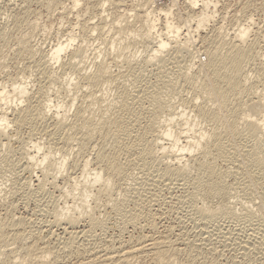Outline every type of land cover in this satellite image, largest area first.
Segmentation results:
<instances>
[{
	"label": "bare ground",
	"instance_id": "obj_1",
	"mask_svg": "<svg viewBox=\"0 0 264 264\" xmlns=\"http://www.w3.org/2000/svg\"><path fill=\"white\" fill-rule=\"evenodd\" d=\"M72 1H73V5H76L79 2L78 0H72ZM116 1H118V0H116ZM202 2H203V4H202ZM202 2H201L202 5L199 6V8L196 11L194 6H195V4L198 3V1L197 0H189L188 1V4L190 6L191 11H195V13H197V15H196L197 17L194 16V17H196L194 27L192 25V27H193L192 29L195 28V30H198V29L200 30L205 25L206 20H209L208 18H210L209 14L206 13L207 12L206 11L207 10V3H205L204 0ZM120 3L121 2H119V4ZM103 5L104 4H102L101 7H103ZM134 5H136V4H134ZM142 7H143V5H142ZM131 10H133V9H131ZM142 11H144V10H142ZM148 13H149V11H148ZM148 13H146V15ZM140 14H141V11H140V13H138L136 15L133 13L134 17L136 16L135 18L137 20H139L138 22L141 24L142 30L144 31L140 35L142 36L145 43H149V44L154 45L153 46L154 48H151L152 46L151 47L149 46L153 50L152 51L150 49L152 51V54H151V57H149V58H151V61H153L152 63H154V60L157 61V63H158V66L156 67V72H155V73H157L155 76V79H156L155 83L153 82L151 84H148L149 82L148 83L145 82L142 85H138V83L131 81L130 82L131 84L129 83V85L132 86V90L128 89L129 87H127V86H129V85H126V87L123 86L122 88H120V90H117L118 94L110 102H108L106 105H103L102 104V102L104 100V98L102 96L103 90L108 85H110V84L112 85L111 81L116 77V76L114 77L112 75L113 73L111 74V71H110L111 68L108 66L109 62H107V60L106 61L102 60L101 62L99 61V63L97 62L96 63L97 65L95 64L96 67L92 72H90V70H89V72H87V71L84 72L83 70L80 69L83 72H79V71L77 72L78 73V78H77L78 80L76 79L77 81L75 82L74 86L82 89V91L84 90L85 93H83L84 98H82L81 101L78 100L79 102L76 103L73 115L72 116L70 115L72 117L70 122L67 121L68 117H66V115H68V114L65 113L66 110L64 112L63 111L60 112L61 111V110H59L60 105L54 104V106H56L57 108L52 110V106L50 104V103H52V101L50 100V98H48V95H49L48 91H47V89H48L47 87L49 86L48 83H47L48 86H46L47 89L44 87L45 85H41V83H40V85H38V88L36 87L37 90L31 94V93H29L30 91L28 89L27 82L25 81V79L24 80L21 79L22 80L21 81L19 78L20 81L18 80L19 82L15 83L16 81L14 80V84L12 85L11 89L14 92V93H12L13 95H9V93L5 92V91L0 92V102H2V105H0V132L1 133L2 132L4 133V130L10 124L15 126L16 128H19V127H22L24 125L35 124L36 121L37 122L41 121V123L43 122V124H45L44 132L48 135L47 137L50 139V141H52V143H57L58 141H61V143L68 144L70 142L72 143V141H73L75 143V145L77 146L78 153L79 152H86L87 150H89V148H91V151H94L93 152L94 156L92 158V160H94L93 161L94 164L92 166L93 168H89V166H90L89 160H83V159H81V160H83L82 162L81 161L78 162V160H77V161H73L70 164L68 163L69 164L68 165L67 162L65 161V159H63L62 157H61V159L56 158L55 156H52L54 154H50L49 151L43 153L42 157L40 156L41 157L40 162H39L40 164L38 163L39 165H42V166L44 165L43 167H41V169L39 168L40 169L39 170L40 171V177H42L43 180L40 179V181H42V182L40 183V181H39V184H37L39 186L38 188H41V186H42L41 184H43V182H45V181H48V182L56 185L57 179L61 178L62 181L65 182V184H68L69 190L71 192H72V190H77V191H79L77 193H80L79 195L82 196V199H81V201H79V203H76L77 202L76 201L75 202L76 204L73 202L74 204L71 203L72 204L71 206L60 208V210H58L59 208H55V207H54L53 211L51 210V213H53L52 224H55L56 226H59V227L62 226L61 228H62V234L64 236V239H63L64 242H63V246L61 245L62 246V248H60L61 251L62 252L69 251L71 253L72 252H78L79 257H80V250H79L78 245L80 246V244H82L83 241L87 240V238H89L91 236L94 228L96 229V227L104 226L97 218H93L92 216H89L87 218L88 223H86V225L83 226V228L81 230L79 228L80 231H73L72 230L73 227L78 225L79 224L78 222H80V220L83 219L82 216L85 213H87L86 216L90 214V213H88V211L90 210V209L88 210V208H91L93 210L96 207V205L93 206L91 204L93 207L91 205H88L89 203L87 204V200L85 198L89 197L92 199V197H90V196H92V193H93L94 199L96 198L97 200L95 199L92 201L94 204L95 203L98 204L97 201H98V197H100V195L106 196L109 198L110 195L112 197V193H115V191L117 192L120 189H123L122 184L124 185V183H125V179L128 176L127 171H130L129 168H130L131 163H134V166H136V168H138V170L137 169L136 170H137L138 174H140V176H136V174H135V176H136L135 183L133 184V186H131V188L129 187L130 189L127 188L126 190H128L127 193L132 192V193L137 194V198L139 195L138 201L136 200L137 201L136 204H134L132 202L134 205L132 204L133 205L132 208H129V209L126 207L125 202L123 203L121 200L116 201L115 203H112V204L110 202V204L112 205V208L115 209L116 214L119 215V219H120L119 220L120 221L119 228L122 230H126L127 228L135 230V228L136 229H138V228L142 229V228H147V227H155V225H153V223H155V222H153L155 220V219H153V217H154L153 216V214H154L153 207L156 206L155 204H159V206H160V203H158L160 200L157 202L159 197L156 194H158V193H156V191H154L156 193L155 194L152 191L153 187H156V185L157 184L159 185V183L164 187H168L169 184L172 186L175 182L176 183L180 182L183 186V184H185L186 180H188V178L186 179L187 175H189L187 173V170H186V169H189L187 167V164H189L188 160H192V161L196 160L197 161V167H196V165L194 167V165L190 162L191 167L193 165L194 168H197V172H196L197 177L192 178L193 180L190 179L191 180V182H190L191 189H187L186 192L184 191L185 193L183 195H181L182 194L181 193L180 194L181 196L178 195L179 197H177V199H178L179 203H180V201H182V202L185 201L188 203V204L187 203H185V204H187L188 207L191 209V212H192L191 214L193 215L195 221L202 224L201 230H203L204 233L205 232L209 233L208 236H211L212 231L210 230L211 231V233H210L208 227L213 226V228H214L213 223H217L216 221L220 218H222V219L228 218V219H232V220H236V221L241 220L244 222H248V224L250 223L251 225H252L253 220L254 221H257V220L262 221V219H264V215H261L262 212L260 210L257 212V211H255L254 207H252V204H253L252 201H254V200H251V197L248 196L247 191H245V188L241 185L242 183L239 180H235L238 183H236V182H234V183L240 184V186L239 185L238 186L241 187V190H243L245 192L244 194L247 197L246 201L245 200L242 201L239 209L234 208V206H232L230 204V202L228 205L220 202V205L218 203V205L216 204L217 206L214 205L215 207L213 205H210L208 202L209 199L211 201V199L214 197L223 198V197L227 196V193H228L227 190H229V185H227L226 181L223 178H221V176L229 174L230 171L233 173L234 176H236V174L238 173V170L240 168L241 161H243V160H247L249 162V165L252 167L251 171L253 173H256V174H250L249 175L250 181H253L255 183H259V181L255 180V179L264 178V113H261L262 111L260 110V112L258 111L259 114L256 113L257 114L256 115L253 113L254 114L253 115L252 114L253 111L250 112L252 107L250 108L249 112L246 110V108L252 106L255 103H260V105H261V103H263V105H264L263 101L258 102L256 100L257 98L260 97V95H262L264 97V94H260L259 90L257 93L256 89H254V90L251 89V84L253 82L248 83V80H249L248 78H250V77H248V72H247V70H245L247 68V66H252V64H254L253 66H255L256 64L254 63V59L258 58L260 60L259 63L261 64V67H260V69L257 68L258 69L257 70V78L255 79V83L259 84V83H261V81H264V31L262 33L260 32L261 34L258 33V35L257 34L254 35V36L257 35V41L260 42L262 45H260V43L255 41L256 37H255V40H253L260 45V46L258 45V47L261 51L260 52L258 49V51L260 53L257 52V48L253 49V44H251L250 42H249L250 44H247V39L249 36V30L247 28H243V29L240 28V29H238V32H235L236 33L235 34L236 40L235 41L232 40L233 42L230 41V43H229L227 41L228 42L227 43L226 41L225 42L223 41L221 43V41H220L221 47L219 45L220 43H218V42H217L218 43L217 46H212V45H210L211 43L207 44V45H209L208 46L209 48H207V47L205 49L203 48L204 53H202L203 55H205L206 59L203 60L201 63H199L200 64L198 66L199 69L196 72H190L191 71L190 67H187V68L184 66H183V68H182V66L178 67L179 72L177 73V78L182 79L184 83L186 82V85L188 86L189 90H191V95L189 94L190 98L187 100L188 108L190 109V111L192 112L194 117L198 118L199 120L209 121V124L211 125V134H210V136H207L206 131L196 133L197 131L191 127L188 129L189 131H191V133H189V134L187 133V131L182 130V128H181V130H179L175 133V131H173V128H171L170 123L173 121V118L175 117L176 114H178V112L176 111L177 112L176 113L174 111V109L176 107L174 108L173 104L164 102L162 99V96L160 95V89L161 88L173 86L172 81H170L171 74H172L173 70H172V72H171V70H169L170 65L172 64L173 60L169 57H167V58L163 57L164 55L161 56V53L163 52V50L165 51V49L167 48V46L170 45L171 42H174V44H179L180 41L178 42L177 38H178L181 30L179 29V26L175 27V28L173 27L174 28L173 29L171 24H168V22L167 23L165 22L166 23L165 28L168 30L171 28L170 29L171 31L169 33H173V35L171 36V38H168V37L164 38V36L162 35L163 33L162 34L158 33L156 38L153 36L154 40H155L154 41L153 39H151V37H152L153 30L156 31V29H155V25H157V24H155L156 20L152 19L151 15H150V17H148V15L150 13L147 16L142 15L143 13L141 15ZM127 15H129V14H127ZM116 17H118V14ZM120 17H122V16L120 15ZM105 19H106V17H105ZM126 19H128V18L126 17ZM84 20H85V18H84ZM190 22L191 21L189 20L188 26H189ZM86 23H88V21ZM85 24L80 26V29L84 32L87 30L86 26H88L87 24L86 25ZM93 25H94L93 27H98V25H96V23ZM122 25H123V23H122ZM104 27H105V25H104ZM124 27H126V26H124ZM124 27L122 29H126ZM89 28H90V26L88 27V31H86V32L90 31ZM187 28L188 27L186 26V29ZM189 28H190V26H189ZM96 29L99 30L98 28H96ZM119 29L120 28H118L117 30H119ZM93 30H95V29H93ZM119 31L121 32V29ZM128 31H129V28H128ZM133 31H135V29ZM190 32L192 33L191 30H190ZM190 32H187V33L189 34ZM101 34H103V33H101ZM181 34H182V31H181ZM87 35H88V33H87ZM132 35H136V34H132ZM70 37H71L70 38V40H71L73 36L70 35ZM137 38H139V37H137ZM233 38H234V36H233ZM216 39H218V38H216ZM82 40L84 41V39H82ZM183 40H184V42L181 41L182 45L188 44L189 39H187L186 37L184 38V36H183ZM136 41L138 42L137 39H136ZM192 41H193V39H192ZM216 41L217 40H215L213 42H216ZM85 45L88 46V43H86ZM254 45H255V43H254ZM84 46L81 44V46L79 45V47L77 46V48L75 47L74 50H71L69 53V56L71 57L70 60H72L73 57L77 58L78 56H80L82 51L83 52L85 51ZM210 46H212V48H210ZM256 46H257V44H256ZM187 47H185V48H187ZM67 48H68L67 44H62V42L59 43L58 45H56V47H54L51 51H49L50 52L49 53L50 59H52L55 62H58V60L61 59L60 58L61 53L64 52V50ZM182 49H183V46H182ZM30 50H31V48H30ZM30 50H25V51L28 52ZM176 50H175V54H177L176 52H178ZM180 52H181V50H180ZM111 53H112V51H111ZM258 53L260 55H258ZM81 56H83V55H81ZM176 56H174V57H176ZM103 57H105V55ZM128 58H130V57L128 56L127 59H126V57L124 58V59H126L124 61V63H123V60L121 61V63H123L125 65V67L127 68L126 71L129 72L130 74H134L136 72V70H139V72H140L141 71L139 69L140 67L137 65L139 67V68H137V66L135 64H133V62L130 60L133 58H130V59H128ZM177 58H178V56H177ZM70 60H68L67 63L72 62ZM135 61L136 60H134V62ZM149 61H150V59H149ZM149 61L146 62L147 65H148ZM175 61H176V59H175ZM44 62H43L42 66L38 65V67H37L38 70L36 68V70H37L36 72L39 74V75H37V74L36 75L40 76L39 79L42 78V79H46V81H49V80L51 81L54 78V76H53V73H55L53 71L54 69L49 71L48 68L50 66L48 67L47 64H45ZM65 62L66 61H64V63ZM178 62H181V61H177L176 63H178ZM46 63H48V62H46ZM67 63H65V64H67ZM157 63L154 64V66L157 65ZM61 65H63V64H61ZM71 65L72 64L70 63V66ZM177 65H179V63ZM180 65H182V64H180ZM116 66H117V63H116ZM141 66H143V64H141ZM65 67H67V66H65ZM255 67H258V65ZM142 69H143V67H142ZM167 70L169 72H171L169 79L167 77V75L169 76V74H168L169 72ZM166 71L168 73H166ZM174 71H175V69H174ZM177 71H178V69H177ZM248 71H249V69H248ZM64 73H65V71H64ZM140 74H141V72H140ZM119 75H118V77H119ZM135 77H136V79H138L139 74L138 73L135 74ZM54 79L57 80V78H54ZM74 79H75V77H74ZM53 81H51L50 83H52ZM250 81H251V79H250ZM58 82H63V80L59 79ZM70 83H71V81H70ZM42 84H46V83H44V81H43ZM248 84H249V86H248ZM59 85H61V84H59ZM119 86H121V85L119 84ZM263 91H264V89H263ZM97 92H99V94L101 93L100 94L101 96L98 95ZM243 93L247 94L248 100H241V95ZM12 96H14V99H11ZM105 97L108 100H110V98H111V97L108 98L109 96H105ZM106 98H105V100H106ZM22 99L24 100V102H26L24 105H20V103L23 102ZM17 101H18V103H16ZM73 102L74 101L72 100L71 106L74 105ZM144 102L147 105V107L143 105L144 107L147 108L146 111L143 110L142 105H141V103H144ZM97 103H98V107L96 105V108H97L96 109L94 106ZM182 103H184V101ZM182 103H180V106ZM185 105H187L186 100H185ZM93 107L97 110V112H95L96 114H94V112H93ZM7 109H11V111H12L11 114H10V112H7ZM262 110L264 111V109H262ZM183 111H185V110H183ZM142 112H145V114L147 113V115L142 116ZM163 112H167L166 113L167 116H165L163 114ZM9 114H10V117H9ZM160 114L163 116V120H161L162 116ZM179 114L182 115L184 113L181 112ZM159 115L161 117H159ZM194 117L191 119H194ZM158 123H160V124H162V123L167 124L168 123V126L161 133H154V131L157 130V126H159ZM195 123H196V121H195ZM43 124H41V125H43ZM187 126L189 127L190 124H188ZM65 132H69L71 135L65 136L64 135ZM146 132H149L150 134L146 135ZM227 133H231V135H233L237 139V143L235 145L230 144L229 139L227 137ZM162 135L166 138H172L171 139L172 141L170 140L171 142H169L168 145H167V143L165 144V143L161 142L162 141V137H161ZM60 136H62L64 140H62ZM181 139H182V143H183V141H185L183 144L179 143V141ZM111 140H115L116 142H121L120 148L115 149V148H112V146L107 148L106 145H107V143H110ZM33 147L36 149V151H38L40 148L39 143L33 144ZM59 150L61 151L62 149H59ZM91 151L89 154L92 153ZM195 151H197V154L195 153ZM24 154H26V153H24ZM36 155H37V153H36ZM82 155L84 156V154H82ZM120 155H122V156L127 155L129 158H123V159H125V161H124V160L119 159ZM185 155L190 156V157L188 156L189 157V159L187 160L188 163L186 160H185L186 162L184 161L185 163H183V161H182V159L185 157ZM26 156L27 157L29 156L28 151H27ZM29 157H31L30 159L32 160L33 158L35 159L36 156L34 154H31ZM85 157L87 158L88 155L84 156V158ZM123 157H126V156H123ZM238 157H241V159L239 160ZM186 158H187V156H186ZM158 159H159V161L162 160L161 163L163 165H160L162 167H161L160 171L158 170L159 172L155 175V174H152V172L150 171V169L152 170V168H150V163L153 162L154 160H156V164H157ZM37 160H39V159L37 158ZM218 162H220V164L224 165L225 169L224 168L220 169L221 167L220 168L217 167ZM193 163H195V161H193ZM88 164H89V166H88ZM153 165L155 166V163H153ZM157 165H159V164H157ZM68 166H69V168L71 167L73 169L77 168L76 170L79 169V171H78L79 173L76 174L74 172H69V171H68L69 172L68 173L67 172ZM134 166H132V168ZM27 167H28V165L25 168H27ZM151 167H153V166L151 165ZM132 168H131V171H132ZM133 170H134V172H136L135 169H133ZM190 170H191V168H190ZM65 171L67 172V174H63V172L65 173ZM193 171H195V169ZM192 172H190V173H192ZM186 173H187V175H186ZM129 175H130V173H129ZM29 180H31V179H29ZM24 182H25V179H24ZM24 182H23V184H24ZM28 182H30V181H28ZM28 182H26L25 185H29ZM157 182H159V183H157ZM20 183L19 184L17 183V184L20 185ZM72 183L75 186H73ZM236 184H234V185H236ZM259 185H260V190L258 192L257 197H259V199H260L259 204L261 205V207L262 206L264 207V183H260ZM94 187L96 188V190H94L95 189ZM170 187H169V189H170ZM17 188H18V186H17ZM90 188H93V190L95 192L91 191L92 189L90 190ZM155 189H158V188H155ZM69 190L67 189V191H69ZM126 190L124 189V191H126ZM243 191L241 193H243ZM151 192H153V193H151ZM32 193H34V192H32ZM142 194H144V195L142 196ZM102 196H101V198H99L100 199L99 202H101ZM80 197H78V198H80ZM106 197H105V199H106ZM110 198L107 200L108 201L113 200ZM240 199H241V197H240ZM116 200H119V199H116ZM106 201H104V202L106 203ZM174 201H176V198ZM250 201L252 204L249 203ZM217 202H219V201H217ZM181 205H182V203H181ZM97 206H99V205H97ZM105 206H106V204H105ZM101 207H103V206H101ZM43 210H46V209H43ZM94 210H93V212H94ZM154 210H156V209H154ZM41 211H40V213H41ZM48 211H50V210H48ZM5 212H7V211L5 210ZM5 215H6V216H4L5 218H2L3 221L2 220L0 221V256L3 255L5 257L3 260L6 259V261H8L7 262L8 264H48V263L65 264L62 262V256L65 253L61 254L60 253L61 251L59 252V250H58L59 248L56 249V250H58V251H56V250H53V247H51L52 248L51 249V248H49V246L47 247L46 245L41 246V247H39V246L35 247L33 245H27L24 242L26 237L27 238H29L28 236L32 237V234H34L31 231V229L30 230L28 229L29 231L25 229L26 225H28V224L26 222L27 220L25 221L24 219H22L24 217H20V215H19V216H17L19 218H16L15 217L17 215L16 214L14 216L15 217L14 218L13 213L10 214V212L5 213ZM257 215H259L258 218H256ZM28 217H30V216L28 215ZM83 217H85V216H83ZM140 220H143V221H141L142 223H138ZM191 220H193V219H191ZM195 221H193V222H195ZM199 223H198V225H199ZM195 224H196V222H195ZM36 227H37V225H36ZM255 228H257V227H255ZM54 229H55V227H54ZM250 229H252V227H250ZM154 230H156V229L154 228ZM254 230L252 229V231H251L253 234L255 232ZM48 231H50V230H48ZM214 231L215 230L213 229V232ZM50 232L53 234L52 231H50ZM227 232L229 233L230 230ZM236 232L240 234V231H237V229H236ZM242 232H244V231H242ZM144 234L142 236H138V239H136L135 242L127 240V242L124 241L125 243L122 244L121 241H120V243L117 241L118 242L117 243L115 240L116 243L115 242H114L115 244L112 243L111 244L112 246H110V247L109 246L108 247L105 246L103 248H98V247L93 248L92 247L91 249H89V253L86 254V257L84 256L85 258H83L82 260L80 259L81 261L79 260L77 262V264H134V263H132L133 262L132 259H135V258L140 257V256L142 257L143 255H145V256L148 255L152 259L151 260L152 262L154 260L155 262H157L159 264H220L214 258V255H212L216 249V248L214 249V245L212 243L207 244V245H212V248H211V246H210V248H209V246L207 247L206 244L204 245V243L206 241L205 237H204L205 241L203 240L204 242L198 243V241H196L197 243H195V241H194V243H192V244H190L188 242L184 243L183 238H182V240L180 239L181 240L180 243H184L185 246L183 248L182 247L177 248L176 246L175 247H173V245L171 246V240L168 236H161L162 234L160 236H158V235L154 236L153 233H150V232L148 233V230ZM215 234L216 233H214V235ZM245 235H247V234H245ZM205 236H207V235L205 234ZM235 236L236 235H234V237ZM250 236L248 235V237L244 238V240L241 239V243L239 242L241 254L246 255V256H249L251 254H254V255L258 254L261 256V257L259 256L260 258L257 259L259 262L258 264H264V234H259L260 237L257 235L258 236V237L256 236L257 239L253 235V237L255 239L252 238V240L250 239L252 236L251 237ZM130 237H131V235H130ZM240 237H242V236H240ZM212 238H214V237H212ZM214 239H217V238H214ZM42 240H43V238H42ZM200 240H202V239H200ZM37 241H38V239H37ZM238 241H240V240H238ZM26 242H27V240H26ZM14 243H16L17 246H19V249L17 247H14V246L9 247V245H13ZM32 244H33V242H32ZM22 245H24V246H22ZM84 245H85V243H84ZM180 245H182V244H180ZM20 247L23 249L22 250L23 253L21 252ZM237 247H238V245H237ZM55 248H57V247H55ZM86 251L88 252V250H86ZM76 255H78V254H76ZM84 255H85V253H84ZM254 255H253V257H254ZM183 256H184V258H183ZM186 258H188V259H186ZM254 258H253V260H254ZM149 259H147V260H149ZM253 260H251L249 258V260L247 261V264H254ZM257 260H255V261H257ZM63 261H64V258H63ZM74 263H76V261ZM69 264H71V263H69Z\"/></svg>",
	"mask_w": 264,
	"mask_h": 264
},
{
	"label": "rangeland",
	"instance_id": "obj_2",
	"mask_svg": "<svg viewBox=\"0 0 264 264\" xmlns=\"http://www.w3.org/2000/svg\"><path fill=\"white\" fill-rule=\"evenodd\" d=\"M71 1L72 0H63V1L62 0H50V1L49 0H0V92L5 91V92H8L9 95H13L12 93H14V92L12 91L11 88H12V85L14 84V80L16 81L15 83H17L21 79L22 80L25 79V81L27 82L28 89L30 91L29 93H31V94L37 90L38 85H40V83H41V85H45L44 86L45 88L49 84V86L47 87L48 89L47 88L46 89H47L48 94H49L48 98H50V100L52 101V103H50L52 106V110L57 108L56 106H54V104L60 105V109H59V110H61L60 112H62V111L64 112L66 110L65 113L68 114V115H66V117H68V119H67L68 122H70V120L72 119L71 116L73 115V112L75 110L76 103H78L79 101L82 100V98H84L83 93H85L84 90H83L84 91L83 92L82 89L74 86L75 82L78 80L77 79L78 78L77 72L78 71L79 72H83V71L89 72V70H90V72H92L97 65L96 63L97 62L99 63V61L101 62L102 60H105V61L107 60V62H109L108 66L111 68V69L109 68L111 71V74L113 73L112 75L114 77L116 76L115 78L113 77L114 79L111 81L112 85L111 84L108 85L103 90V94H102V96L104 98V100L102 102L103 105H106L108 102H110L118 94L117 90H120V88H122L123 86L126 87V85H129V83L131 81L138 83V85H142L145 82H147V83L149 82L148 84L156 82L155 76L157 73H155V72H156V67L158 66V63L155 60H154V63H152L153 61H151V58H149V57H151V54L153 51L151 48H154L153 47L154 45L149 44V43H145V41L143 40V38L140 34L144 31L142 30L141 24L138 22L139 20H137L135 18L136 16L134 17L133 13L136 15V14L140 13V11H141V14L143 13L142 15H145V16H147L150 13L148 15V17H150V15H151V18L156 20L155 21V24H157V25H155L156 31L153 30L152 37L154 36L156 38L158 33H160V34L163 33L162 35L164 36V38H166V37L171 38V36L173 35V33H169L171 31L170 30L171 28L169 30L165 28V24L167 22H168V24H171L172 28L179 26V29L182 31V34L180 31L179 36L177 38L178 42L180 41L179 44H174V42H171L170 45L167 46L165 51L163 50V52H162L163 54L161 53V56L164 55L163 57H165V58L169 57L173 60L172 64L170 65V69H169V70H171V72L173 70L172 74L168 70L167 71L169 73L166 71V73L169 74V76L166 74L168 79L170 78V74H171L170 81H172L173 86L161 88L160 89V95L162 96V99L164 102L173 104L174 108L176 107L174 109V111L178 112V114H176L175 117L173 118V121L170 123V126H171V128H173V131H175V133L177 131L181 130V128H182V130L187 131V133L189 134V133H191V131H189L188 129L191 127L197 131V132L195 131L196 133L206 131L207 136H210V134H211V125L209 124V121L199 120L198 118L194 117L192 112L188 108L187 100L190 98L191 90H189L188 86L186 85V82L184 83L182 79L177 78V73L179 72L178 67H181V66H182V68H183V66L186 68L190 67V70H191L190 72H196L199 69L198 68V66L200 65L199 63H201L203 60L206 59L205 55H203L202 53H204L203 50L206 47L209 48L208 47L209 45H207V44L211 43L210 45L217 46L218 43H220V41H221V43L223 41L224 42L228 41L229 43H230V41L233 42L236 40V38H235L236 33L235 32H238V29H240V28H242V29L247 28L249 30V36L247 39V44H250V43L253 44V49L257 48V52L260 51V49L258 47V45H259L258 43H260V42L257 41V35H258V33L261 34L264 31V0H204V2L207 3V10H206L207 12L206 13L209 14L210 18H208L209 20H206L205 25L200 30L199 29L195 30V28L192 29L194 27V24H195L197 13H195V11H191L190 6L188 4L189 0H118V1H116V0H78L79 2L76 4L77 6L73 5V1L72 2ZM197 1H198V3H197L198 5L195 4V6H194L196 11L199 8V6H201L203 4V2H202L203 0H197ZM119 2H121V3L119 4ZM201 2H202V4H201ZM99 3L104 4L103 7H101L102 4L100 5ZM134 4H136V5H134ZM142 5H143V7H142ZM131 9H133V10H131ZM142 10H144V11H142ZM148 11H149V13H148ZM146 13H148V14L146 15ZM117 14H118V17H116ZM127 14H129V15H127ZM190 14L191 15L193 14V15L191 16ZM120 15L122 17H120ZM194 16H196V17H194ZM105 17H106V19H105ZM126 17L128 19H126ZM84 18H85V20H84ZM187 20L191 21L190 22L191 25L189 24L190 28L188 26ZM87 21H88V23H86ZM85 23L88 25V26H86V29H87L86 31H88L89 26H90V28L92 27L95 30H93L92 28L91 29L89 28L90 33L86 32V31H85L86 32L85 33L84 31H82L80 29V26L85 24ZM95 23H96V25H98V27H93L94 26L93 24H95ZM122 23H123V25H122ZM104 25H105V27H104ZM192 25H193V27H192ZM122 26L123 27L126 26V27H124L126 29H122L123 28ZM186 26L188 27L187 29H186ZM96 28H98L99 30L101 29V30L99 31ZM118 28L121 29V32L119 31L120 29L117 30ZM128 28H129V31H128ZM132 29L133 30L135 29V31H133ZM190 30L192 31V33L190 32ZM187 32H190V33L188 34ZM87 33H88V35H87ZM101 33H103V34H101ZM132 34H136V35H132ZM255 34H257V35L254 36ZM70 35L73 36L71 40H70V38H71ZM183 36H184V38L186 37L187 39H189L190 43L188 42V44L182 45V42H184V40H185V39L183 40ZM233 36H234V38H233ZM137 37H139V38H137ZM152 37H151V39L154 40V37L153 38ZM255 37H256V40H255ZM216 38H218L219 40ZM82 39H84V41ZM136 39L138 40V42L136 41ZM192 39H193V41H192ZM215 40H217V41L213 42ZM253 40L257 41L258 43H256ZM61 42H62V44H67L68 48L65 49L64 52L61 53V56H60L61 59H59L58 62H55L52 59H50V57H49L50 52L49 51H51L54 47H56V45H58ZM86 43H88V46L85 45ZM221 43L219 44L220 47H221ZM254 43H255V45H254ZM81 44L83 46L85 45L84 46L85 47V51H84L85 53L83 51H82L83 54L81 53V55H83V56L80 55L77 58L73 57V59L70 60V58H71L69 56L70 51L74 50L75 47L77 48V46L79 47V45L81 46ZM256 44H257V46H256ZM260 45H262V44L260 43ZM149 46L150 47L152 46V47L150 48ZM182 46H183L184 50L182 49ZM212 46H210V48H212ZM185 47H187V48H185ZM30 48H31V50H30ZM258 49H259V51H258ZM25 50H30V51L27 52ZM175 50L178 51V52H176L177 54H175ZM180 50H181V52H180ZM111 51H112V53H111ZM259 53H258V55H260ZM104 55H105V57H103ZM176 55L178 56V58ZM124 56L126 57V59L128 56L130 58H133V59H130V58H128V59H130L133 62V64H135L136 66L138 65L140 67L139 68L137 66V68H139L141 70L140 71L141 74H140L139 70H136V72L134 74H130L129 72L126 71L127 68L123 64L124 61L126 60V59H124L125 58ZM174 56H176V57H174ZM149 59L151 62L149 61ZM175 59H176V61H175ZM68 60H70L72 62H68L69 63L68 64L67 63ZM122 60H123V63H121ZM134 60H136L135 61L136 63L134 62ZM64 61H66L65 63H67L69 66H70V63L72 65L69 67L67 64L64 63ZM147 61H149L151 64L148 62V65H147V63H146ZM177 61H181V62H178L179 65H177L178 64V63H176ZM259 61L260 60L258 58H255L254 63L256 64L255 66L258 65V67H255V66H253L254 64H252V66H247V68L245 70H247L248 77H250V78H248L249 79L248 83L253 82L251 84V89L252 90L256 89L257 93L259 90L260 94H264V91H263L264 81H261V83H259V84L255 83V79L257 78V70L260 69V67H261V64L259 63ZM43 62L45 64H47L48 67L50 66L49 68L47 67L49 69V71L54 69L53 71L55 73H53V76H54V78H57V80L53 78L51 80V81L54 80L52 83H50L51 82L50 80L46 81V79H42V78H41L42 79L41 80V79H39L40 76H37V75H39L36 72L38 70L37 67H38V65L42 66ZM46 62H48V63H46ZM115 62L117 63V66H116ZM60 63L63 65L65 64V65L63 66ZM156 63H157V65L154 66V64H156ZM141 64H143V66H141ZM180 64H182V65H180ZM65 66H67V67H65ZM142 67H143V69H142ZM36 68H37V70H36ZM80 69L83 71H81ZM174 69H175V71H174ZM177 69H178V71H177ZM248 69H249V71H248ZM64 71H65V73H64ZM137 73L139 74L138 79H136V77H135V74H137ZM118 75H119V77H118ZM74 77H75V79H74ZM19 78H20V80H19ZM59 79L63 80V82H58ZM250 79H251V81H250ZM43 81L46 84H42ZM70 81H71V83H70ZM59 84H61V85H59ZM119 84L121 86H119ZM248 86H249V84H248ZM127 87H129L128 89L132 90L131 85H129ZM97 94L100 95L101 93L99 94V92H97ZM105 96H109L108 98L111 97L110 100H108ZM105 98H106V100H105ZM11 99H14V96H12ZM72 100L74 101L73 102L74 105L71 106ZM185 100H186L187 105H185ZM241 100H248L246 93H243L241 95ZM256 100L258 102H262V101L264 102V97L262 95H260V97L257 98ZM183 101H184V103H182ZM0 103H1L0 105H2V102H0ZM16 103H18V101ZM25 103L26 102H24V100H23V102H21L20 105H24ZM180 103H182L181 106H180ZM96 105L98 107V103L95 104V106H94L95 108H96ZM141 105H142L143 110L146 111L147 110L146 103L145 102L141 103ZM143 105L146 107H144ZM253 105L246 108V110L249 112L250 108L252 107V109L250 111V112L253 111L252 114L253 113L259 114L260 110L262 111L261 113H264V111L262 110V109H264L263 103H261V105H260V103H255ZM94 107H93V112H94V114H96L95 112H97V110H96L97 108L95 109ZM183 110H185V111H183ZM7 112H10V114H11L12 111H11V109H7ZM181 112H183L184 114H182V115L179 114ZM166 113L167 112H163V114L165 116H167ZM10 114H9V117H10ZM146 115H147V113L145 114V112H142V116H146ZM160 115H159V117L162 116V115L161 116ZM193 117H194V119H191ZM161 120H163V116H162ZM195 121H196V123H195ZM41 124H43V122L41 123V121H38V122L36 121L35 124L24 125V126L19 127V128H16L12 124H10L4 130V133L0 132V221L1 220L3 221L2 218H5L4 217V216H6L5 213H8V212H10V214L13 213V217L17 214L15 216L16 218H19V217H17L19 215H20V217H24L22 219H24L25 221L27 220L26 222L30 226L29 227L28 225H26L25 229L26 230L31 229V231L34 233V234H32V237L28 236L29 238L26 237V239L24 240V242L27 245H33L35 247H37V246L41 247V246L46 245L47 247L49 246V248L53 247V250H56L59 248L58 250L60 252L61 251L60 248H62L63 242H64L63 241L64 236L62 234V228H61L62 226L59 227V226H56L55 224H52L53 213H51V210L53 211L54 207L59 208L58 210H60V208L71 206L76 201H77L76 203H79V201H81V199H82V196L79 195L80 193H77V192H79L77 190H72V192H71L69 190L68 184H65V182H63L61 178L57 179L56 185L52 184L48 181H45V182H43V184H41L43 187L41 186V188H38L39 186L37 184H39L40 179L43 180L42 177H40V171L39 170L41 169V167L44 166V165L43 166L39 165L40 164L39 163L40 158L42 157L43 153L49 151L50 154H54L52 156H55L56 158H60V159L62 157L63 159H65L67 164L68 163L70 164L73 161H77V160H78V162L79 161L82 162L83 160H89L90 166H89V164H88V166H89V168H93L92 166L94 164V162H93L94 160H92V158L94 156V154H93L94 151H91V148H89V150H87L88 152L87 151L86 152H79L80 153L79 154L77 146L75 145V143L73 141H72V143L71 142L68 144L65 143L66 145L64 143H61V141H58L57 143H52V141H50V139L47 137L48 135L44 132L45 124H43V125H41ZM188 124H190L189 127L187 126ZM158 125L159 126H157V130L154 131V133H161L165 128H167L168 123L167 124L158 123ZM69 132H65L64 135L65 136L71 135L72 133L70 132L71 133L70 134ZM149 134H150L149 132H146V135H149ZM60 137L62 140H64L62 136H60ZM161 137H162L161 142H163L165 144L167 143V145L169 144V142L172 141L171 140L172 138H166L163 135ZM227 137L229 139L230 144L235 145L237 143V139L233 135H231V133H227ZM184 142L185 141H183V143ZM37 143H39V147H40L38 151H36V149L33 147V144H37ZM179 143L180 144L182 143V139L179 141ZM120 144H121V142H116L115 140H111L110 143H107L106 146H107V148L112 146V148L118 149V148H120ZM23 148L24 149L26 148V149L24 150ZM59 149H62V150L60 151ZM26 150L29 152V156L31 154H34L36 156L35 159L33 158L31 160L30 159L31 157H29V156L27 157L26 156V154H27ZM90 151L92 152L91 153L92 155L89 154ZM23 152L26 154H24ZM36 153H37V155H36ZM81 153L84 154V156L88 155V157L87 158L85 157L86 158L85 159ZM195 153L197 154V151H195ZM123 156H126V157H123ZM123 156L120 155L121 158L119 157V159L125 161V159H123V158H129L127 155H123ZM186 156H187V158H186ZM188 156L189 155H185V157L182 159L183 163H185L189 159L190 156L189 157ZM37 158L39 160H37ZM81 159H83V160H81ZM238 159L240 160L241 157H238ZM154 161L150 163V168H152V170L150 169V171L152 172V174L156 175L162 167L160 165H163V164L161 163L162 160H160V161H159V159L157 160V164H159V165L156 164V160H154ZM188 161H189L190 165L187 164ZM188 161L186 164H187V167L189 169H186V170H187V173L189 175H187V173H186L187 177L186 176L185 177H186V179L188 178V180H186V182H185V184H183V186L180 182L176 183L174 181L175 183L174 184L172 183L173 184L172 186L169 184L168 187H164L159 182H157V183H159V185L157 184L156 187H153L152 191L153 192L156 191V193H158V194H156L154 192L159 197V198L157 197L158 198L157 202L160 200L158 202V203H160V206H159V204H155L156 206L153 207V212H154L153 219H155L153 221V222H155V223H153V225H155V227H147L148 226L147 225L146 226L147 228H142L143 230L141 228H138V229L135 228V230L127 228L128 230L127 229L122 230L119 228V225H120L119 215L116 214L115 209H113L112 205H111L112 203H115L116 201L121 200L123 203L125 202L126 207L129 209V208H132V206L134 204H136V202L138 201L139 195L137 198V194L132 193V192L127 193L128 190H126L127 188H129V187L131 188V186H133V184L135 183L136 176H140V174H138V172H137L138 168H136V166H134V163H131L130 168H129L130 171H127L129 177L127 176L125 179V183L123 182L124 183V185L122 184L123 189H120L119 191H117V192L115 191V193H112V197H111V195L109 196V198L111 197L110 199H113V200L108 201L107 200V199H109L108 197L100 195V197H98V201H97L98 204H96V203L94 204L92 200H95L96 198L94 199L93 193H92V196H90V197H92V199L89 197L85 198L87 200V204L89 203L88 205H91V204L93 206L96 205V207L94 208L95 210L93 209L94 210V212H93V210L91 208H88V210L89 209L90 210L89 211L87 210V211L91 215L89 214L86 216L87 213H85L83 215L85 217L82 216L83 219H81L80 222H78L79 224L74 226L72 230L73 231H80L83 228V226H85L86 223H88L87 218L89 216H92L93 218H97L104 226L96 227V229L94 228L91 236L89 238H87V240L82 242L83 245L79 243L80 246L78 245V247L80 250V257H79L78 252H72L71 253L69 251H67V252L61 251L60 252L61 254L65 253L63 255L64 257L62 256V262L65 264L66 263L67 264H69V263L73 264L76 261V263H74V264H77V262L80 259L82 260L83 258L86 257V254L89 253V249H91L92 247L93 248L94 247L95 248H97V247L103 248L105 246L110 247V246H112L111 245L112 243L115 244L117 241L119 243L121 241L122 244L127 242V240L135 242L136 239H138V236H142L148 230V233L149 232L153 233L154 236H157V235L160 236L161 234H162L161 236H168L171 240V246L173 245V247L176 246L177 248L178 247L183 248L185 246L184 243H186V242L192 244V243H194V241H195V243H197L196 241H198V243H202L206 240L207 242L205 241L204 245L206 244L207 247L209 246V248H210V246H211V248H212V245H207V244L212 243L214 245V249L216 248L212 255H214V258L220 264H247V261L249 260V258L251 260H253L254 257L255 258L253 260V263L258 264L259 262L257 259L260 258L261 256L258 254H255V255L251 254L249 256L242 255L239 244L241 243V239L244 240V238L248 237V235L252 236V237L250 236L251 237L250 239L252 240V238L255 239L257 235L259 236V234H264V219H262V221H259V220L254 221L253 220L252 225L250 223H249L250 224L249 225L248 222H244L241 220L236 221V220H232V219H228V218H225V219L220 218L216 221L217 223H213L214 228H213V226L208 227L209 232L211 233V231H212L211 236H208L209 233H206V232L204 233V231L201 230L202 224L195 221L193 215L191 214L192 213L191 209L187 205L188 203L185 201L184 202L180 201V203L178 202V199H177V197H179L178 195H180L181 193H182L181 195H183L187 189H191L190 182H191V180H193L192 178L197 177V173H196L197 168H194L195 165L197 167V161L193 160V161H195V163H193L192 160H188ZM190 162L194 165V167H193V165L191 167ZM153 163H155V166L153 165ZM27 165H28V167L25 168ZM151 165L153 167H151ZM132 166H134V167L132 168ZM217 167H219V168L221 167L220 169H223V168L225 169V166L220 164V162L217 163ZM131 168H132V171H131ZM190 168H191V170H190ZM76 169H73L71 167L69 168V166H68L67 172L69 171V172H74V173L78 174L79 169L78 170H76ZM133 169H135V170L137 169L136 172H134ZM192 169L193 170L195 169V171H193ZM251 170H252V167L249 165V162L247 160H243V161H241V165H240V168H239L236 176H234L231 171L227 175H222L221 178H223L226 181L227 185H229V190H227V192H228L227 196L223 197V198L214 197L211 199V201L209 199V201H208L209 204L214 206L216 204L218 205V203L220 205V202H222L223 204L228 205L230 202V204L232 206H234V208L239 209L242 201L247 200V197L244 194L245 192L243 190H241V187H239L240 184H236L238 182L235 180H239L242 183L241 185L245 188V191H247L248 196L251 197V200H254V201H252L253 204L251 203V201L249 203L252 204V207H254L255 211L258 212L260 210L262 212L261 215H264V212H263L264 207L263 206L261 207V205L259 204L260 199H259V197H257L258 192L260 190L259 184L264 183V178L255 179V180H258L259 183H255L253 181H250L249 175L250 174H256V173H253ZM189 171L190 172L193 171L192 172L193 174L190 173ZM67 172L65 171V173L63 172V174H67ZM129 173H130V175H129ZM135 174H136V176H135ZM24 179H25V182H24ZM29 179H31V180H29ZM28 181H30V182H28ZM23 182H24V184H23ZM26 182H28L29 185H25ZM41 182L42 181H40V183ZM234 182H236V183H234ZM17 183L18 184L20 183V185H18ZM234 184H236V185H234ZM72 185L75 186L73 183H72ZM17 186L20 190L17 188ZM169 187H170V189H169ZM155 188H158V189H155ZM67 189L69 191H67ZM124 189L126 191H124ZM90 190L95 192L94 190H96V188L94 190H93V188H90ZM242 191H243V193H241ZM32 192H34V193H32ZM153 192H151V193H153ZM144 194H142V196ZM76 195L77 196L79 195L78 197H80V196L81 197L78 198ZM101 196H102V199H101V202H99L100 201L99 198H101ZM105 197H106V199H105ZM114 197L116 199H119V200H116ZM240 197H241V199H240ZM175 198H176L177 202L174 201ZM104 201H106V203ZM217 201H219V202H217ZM110 202H111V204H110ZM181 203H182V205H181ZM185 203H187V204H185ZM105 204H106V206H105ZM97 205H99V206H97ZM101 206H103V207H101ZM43 209H46V210H43ZM154 209H156V210H154ZM5 210L7 212H5ZM48 210H50V211H48ZM40 211H41V213H40ZM28 215L30 217H28ZM258 217H259V215H257L256 218H258ZM191 219H193V220H191ZM141 221H143V220H140L138 223H142ZM193 221H195L197 225L199 223V225L197 226L195 224V222H193ZM36 225H37V227H36ZM54 227H55V229H54ZM250 227H252L253 230L255 229L254 234L251 232L252 229H250ZM255 227H257V228H255ZM79 228H80V230H79ZM154 228L156 230H154ZM213 229L215 230L214 232H213ZM236 229H237V231H240L241 235L236 232ZM48 230L52 231L53 234ZM229 230L231 233L227 232ZM242 231H244V232H242ZM214 233H216V234L214 235ZM205 234L207 236H205ZM245 234H247V235H245ZM252 234L254 235L255 238L253 237ZM130 235L133 239L130 237ZM234 235H236L237 237L236 236L234 237ZM240 236H242V237H240ZM204 237H205V240H204ZM212 237L217 238V239H214ZM42 238H43V240H42ZM182 238H183L184 243H180ZM37 239H38V241H37ZM200 239H202V240H200ZM237 239L240 241H238ZM26 240H27V242H26ZM115 240H116V242H115ZM32 242H33V244H32ZM84 243H85V245H84ZM180 244H182V245H180ZM237 245H238V247H237ZM12 246L17 247L19 249V246H17L16 243H14L13 245H9V247H12ZM22 246H24V245H22ZM55 247H57V248H55ZM20 250L23 253V251H22L23 249L21 248ZM58 250H56V251H58ZM86 250H88V252ZM84 253H85V255H84ZM76 254H78V255H76ZM253 255H254V257H253ZM147 256L148 255H146V256L143 255L142 257L140 256V257H137L135 259H132V261H133L132 263H134V264H150V263L151 264H159V263L155 262L154 260L152 262L151 261L152 259L149 256L148 257ZM4 258L5 257L3 255L0 256V264H8L7 263L8 261H6V259L3 260ZM63 258H64V261H63ZM183 258H184V256H183ZM147 259H149V260H147ZM186 259H188V258H186ZM255 260H257V261H255ZM48 264H53V263H48Z\"/></svg>",
	"mask_w": 264,
	"mask_h": 264
}]
</instances>
